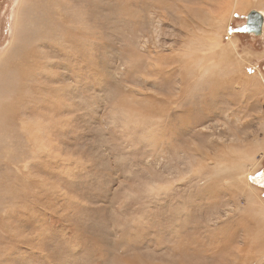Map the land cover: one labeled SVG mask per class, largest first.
I'll use <instances>...</instances> for the list:
<instances>
[{"label": "rangeland", "instance_id": "obj_1", "mask_svg": "<svg viewBox=\"0 0 264 264\" xmlns=\"http://www.w3.org/2000/svg\"><path fill=\"white\" fill-rule=\"evenodd\" d=\"M244 2L0 0V264L264 263Z\"/></svg>", "mask_w": 264, "mask_h": 264}, {"label": "water", "instance_id": "obj_2", "mask_svg": "<svg viewBox=\"0 0 264 264\" xmlns=\"http://www.w3.org/2000/svg\"><path fill=\"white\" fill-rule=\"evenodd\" d=\"M264 17L259 10L251 9L245 15L244 26L248 33L259 36L262 35Z\"/></svg>", "mask_w": 264, "mask_h": 264}, {"label": "bare ground", "instance_id": "obj_3", "mask_svg": "<svg viewBox=\"0 0 264 264\" xmlns=\"http://www.w3.org/2000/svg\"><path fill=\"white\" fill-rule=\"evenodd\" d=\"M244 1H247V0H242V3L243 4H245V2ZM246 6V5H245ZM236 8V7H235ZM239 9H240V7H239ZM179 11V10H178ZM259 11L261 12V14L263 15V17H264V9H259ZM262 31H264V25H263V28H262ZM230 42L231 43H233V41L232 40H230ZM231 45V44H230ZM230 45L228 46V48L230 47ZM226 48V47H225ZM210 49V48H209ZM231 49V48H230ZM200 52H202V51H200ZM222 52H225V51H223L222 50ZM221 52V53H222ZM222 54H224V53H222ZM1 55V54H0ZM198 57H201V56H198ZM197 57V58H198ZM224 57V59H226V55L225 56H223ZM202 58V57H201ZM200 58V59H201ZM199 59V58H198ZM236 59V58H235ZM231 62L233 63V61L231 60ZM238 64V63H237ZM235 67H237V66H235ZM236 70H237V72L239 71V66L237 67V68H235ZM234 69V70H235ZM5 72V71H4ZM4 72H2L3 74H4ZM208 72V71H207ZM242 73V72H241ZM210 74V73H209ZM233 75V74H232ZM247 75V74H246ZM245 75V76H246ZM2 76V75H1ZM251 77H249V78H247V79H245L244 77V79L245 80H243V78L241 77L240 78V81L238 82V84H237V89H241V84H244V83H246V84H250V82H251V84H253L254 83V80L256 81V78H255V76L254 75H250ZM4 78V77H3ZM237 78V77H236ZM242 79V80H241ZM250 84V85H251ZM255 93V92H254ZM26 129H28V128H26ZM248 186V188H251V187H249L250 185H247ZM253 195H255V194H253ZM255 197L254 196H252V198H251V201H253V202H255ZM258 209H260L261 210V212L260 211H257L256 212V214L258 213V215L260 216V217H263L264 216V207H257ZM250 215V214H249ZM251 216H249V218H250ZM251 220V219H250ZM253 222V221H252ZM256 223V222H255ZM259 223V222H258ZM250 225H251V223H249ZM245 225V224H244ZM258 224H256V226H257ZM241 227H244V226H241ZM253 227V226H252ZM259 227V226H258ZM246 229V228H245ZM244 229V230H245ZM252 229V228H251ZM246 231V230H245ZM248 231V230H247ZM246 231V232H247ZM249 231H250V229H249ZM258 235V234H257ZM256 237V236H255ZM246 240V239H245ZM261 241V240H260ZM263 241V240H262ZM263 243V242H262ZM228 244V243H227ZM258 251H260V250H258ZM260 256H262V260H264V250L261 252V255ZM234 264H237L235 261H234ZM264 264V263H263Z\"/></svg>", "mask_w": 264, "mask_h": 264}, {"label": "crops", "instance_id": "obj_4", "mask_svg": "<svg viewBox=\"0 0 264 264\" xmlns=\"http://www.w3.org/2000/svg\"><path fill=\"white\" fill-rule=\"evenodd\" d=\"M247 32V31H246ZM248 33V32H247ZM250 34V33H249ZM251 35H253V34H251ZM252 38L254 39L255 37H254V35L252 36ZM261 38L262 39H264V31H263V35L261 36ZM251 52L253 53V51L251 50ZM257 54H259V59H261V60H263L264 59V55H261L260 53L261 52H256Z\"/></svg>", "mask_w": 264, "mask_h": 264}, {"label": "flooded vegetation", "instance_id": "obj_5", "mask_svg": "<svg viewBox=\"0 0 264 264\" xmlns=\"http://www.w3.org/2000/svg\"><path fill=\"white\" fill-rule=\"evenodd\" d=\"M245 27V26H244ZM246 30V29H245Z\"/></svg>", "mask_w": 264, "mask_h": 264}]
</instances>
